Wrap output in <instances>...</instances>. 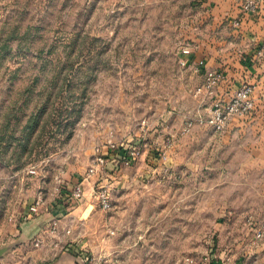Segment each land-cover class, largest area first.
I'll return each mask as SVG.
<instances>
[{
    "label": "rangeland",
    "instance_id": "1",
    "mask_svg": "<svg viewBox=\"0 0 264 264\" xmlns=\"http://www.w3.org/2000/svg\"><path fill=\"white\" fill-rule=\"evenodd\" d=\"M203 2L0 0V264L25 262L10 252L26 205L79 182L77 264H264V116L183 132L199 80L179 60L213 31Z\"/></svg>",
    "mask_w": 264,
    "mask_h": 264
},
{
    "label": "crops",
    "instance_id": "2",
    "mask_svg": "<svg viewBox=\"0 0 264 264\" xmlns=\"http://www.w3.org/2000/svg\"><path fill=\"white\" fill-rule=\"evenodd\" d=\"M203 4L208 5L207 10L212 15L213 31L210 32V36H206L208 42L206 40L199 42L197 48L192 50L189 56L193 62L198 58H203L205 62L200 72H193V75L198 78L200 83L206 68H217L224 70L227 79L215 89L212 97H208L206 100L198 99L196 107L200 106L202 110H206L214 97L226 96L242 80H248L255 84V97L259 102V93L264 89V57H255V55L258 47L264 46V2L260 14H248L242 17L240 26L234 27L231 31L232 36L227 44L220 38L223 36L220 25L239 15V0H204ZM220 43H224L225 46H221ZM252 115L253 117L264 116V110H255L248 116ZM245 128V126L242 127L243 130ZM61 189L49 201L44 202L41 199L42 202L38 203L37 212L32 213L29 210V206L34 203L26 205L27 209L20 216L18 226V246L14 247L11 254L18 253L19 258L25 262L26 260L33 262L51 257L52 264H77L76 257L64 249V245L68 242L75 243V247L78 246L81 249L82 246L75 242V238L71 234L72 225L67 221V217L69 218L72 211H64L66 202L64 194L68 188ZM37 198L40 199V196ZM27 212L28 215L24 214ZM63 214L64 216L60 217ZM52 218L58 219L56 234H51L47 228ZM66 229L70 231L67 233ZM37 238L41 242L35 245L34 241ZM20 259L18 261H21Z\"/></svg>",
    "mask_w": 264,
    "mask_h": 264
},
{
    "label": "built area",
    "instance_id": "3",
    "mask_svg": "<svg viewBox=\"0 0 264 264\" xmlns=\"http://www.w3.org/2000/svg\"><path fill=\"white\" fill-rule=\"evenodd\" d=\"M264 0H239V15L231 19V25L238 27L241 24L242 17L248 14H260V9ZM192 49L190 46H183L181 50L180 63L190 66L193 72H200L204 66V59L198 58L194 62L189 59ZM255 57H264V46H259L256 50ZM227 76L224 70L217 68H206L203 72L202 81L194 88V96L199 100H206L212 97L215 89L224 81ZM258 98L264 103V89L259 93ZM255 84L248 80H242L241 83L223 97H214L206 110L196 107L195 118H188L183 127V132H189L196 124H204L209 126L215 132H221L234 116H244L252 112L256 107ZM133 153V152H132ZM102 155L96 157L97 164L103 163ZM130 158V156H128ZM89 172L93 173L96 170V165L89 167ZM61 189V188H60ZM62 190V189H61ZM97 202L103 209H108L111 205L110 193L103 185L99 186L95 193ZM83 197L82 182L76 183L64 194L66 202L73 204ZM38 199L36 203L29 206L30 212L38 211ZM48 231L51 234H56L58 231V219L52 218L48 223ZM70 230L66 229L68 233ZM252 239L255 242H260L264 245V218L257 226L253 228ZM41 242L40 239L34 241L35 245ZM67 246L77 250L80 255V250L74 246V243H66L64 249L68 250Z\"/></svg>",
    "mask_w": 264,
    "mask_h": 264
},
{
    "label": "trees",
    "instance_id": "4",
    "mask_svg": "<svg viewBox=\"0 0 264 264\" xmlns=\"http://www.w3.org/2000/svg\"><path fill=\"white\" fill-rule=\"evenodd\" d=\"M64 207H65L64 211H66V210L68 211L72 207V205L69 202H65ZM67 248H68V251L70 253H72L76 257V259H79L80 255H79L77 250H75V249H73L72 247H69V246H67Z\"/></svg>",
    "mask_w": 264,
    "mask_h": 264
}]
</instances>
